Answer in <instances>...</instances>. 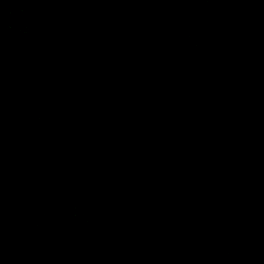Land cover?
Returning a JSON list of instances; mask_svg holds the SVG:
<instances>
[{
	"label": "trees",
	"instance_id": "trees-1",
	"mask_svg": "<svg viewBox=\"0 0 264 264\" xmlns=\"http://www.w3.org/2000/svg\"><path fill=\"white\" fill-rule=\"evenodd\" d=\"M201 9L211 11L208 0H0V43L16 78L8 79L12 93L3 97L11 119H0V264H133L135 235L144 236L146 227L128 208L132 200L131 208L153 213V230L170 234L157 227L154 206L165 201L176 209L177 203L154 199L155 189L140 184L132 172L127 179L121 174L119 149L138 140L132 131L133 90L148 74L162 85L169 77H186L195 83L180 97L193 92L199 107H233L245 100L249 81L260 79L239 65L246 61L242 51L247 59L264 52L263 27L248 49L240 47L243 43L224 47L229 39L212 41L199 59L203 65L191 68L182 48L186 38L181 33L183 44L172 43L174 48L168 38L171 29L179 33L175 26L184 14ZM166 50L165 64L151 58ZM2 87L0 82V92ZM36 93L35 106L28 94ZM163 95L173 101L171 94ZM98 112L125 114V119L87 148V137L75 135L94 123ZM107 157L116 164L97 174ZM34 207L38 217L66 207L62 217L75 208L85 213L83 220L70 216L74 222L59 225L50 242L58 249L48 260L39 254V260L28 258L34 257L30 247L8 230L20 211Z\"/></svg>",
	"mask_w": 264,
	"mask_h": 264
},
{
	"label": "rangeland",
	"instance_id": "rangeland-1",
	"mask_svg": "<svg viewBox=\"0 0 264 264\" xmlns=\"http://www.w3.org/2000/svg\"><path fill=\"white\" fill-rule=\"evenodd\" d=\"M208 5L211 7L210 12L201 9L198 12L184 14L179 21V26H175L178 28L179 33L176 35V32H172L173 29H171L169 34L170 37L168 38V43L170 41L171 45L172 43L176 45L183 44L179 39V35L182 33L186 38V43L185 45L183 44L182 48L185 49L187 57L192 60L190 67L195 69L203 65V63L199 62V59L202 57V52L207 49L206 46L212 41L219 39L225 42L229 39V44L228 42L224 43V47L230 49L243 43L240 47L248 49V46L251 44V39L255 36V32L264 27V0H208ZM169 19L170 18L166 20V23ZM16 28L21 30V26H17ZM185 30L187 32H185ZM191 34L199 38L196 39ZM172 35L176 36L173 37ZM252 46H254L253 43ZM172 47L174 48L173 45ZM168 53V50L158 53L157 56L155 53H152L151 58H157L158 63L165 64L167 62ZM242 53L246 61H240L239 65H244L250 71H255L253 75L260 76L261 82L264 83V53L260 56L254 55L250 59H247L244 50ZM9 72V65L4 58L2 44L0 43V82H3V92H0V119L6 121L11 119V116L5 112L3 97L6 94L12 93L9 80L10 82L16 80L12 74L9 75ZM158 72L161 71L155 70V73ZM151 77L152 76L148 74L146 80L144 78L131 94V97L137 101L135 105L136 114L132 116V118L135 119L132 131L135 132L138 140L134 141V145L121 147L119 149L121 174L124 179L130 178L131 172L134 175H141L144 170L146 171L148 165L147 155L152 148L150 145L151 139H156V134L159 132L160 128H169V126L173 124L170 119L162 118L168 106L170 109L172 107L176 109L179 107L183 109L184 112H187L193 105V103L190 102V96L185 95V97H180V94L184 92V87H186L187 90L193 89L191 87L194 86L195 83L193 79L186 77L180 79L178 76L169 77L167 84L162 85V83L157 82L158 80H152ZM170 87L171 89L169 90ZM246 91L247 90H245V94L241 96L245 99L248 98L245 103L244 100H242L233 107L224 105L222 109L240 112L245 116L250 114V117L258 114L261 109L264 110V94L260 98L254 96V89L247 93ZM19 93L21 95L23 94V97L26 99L27 94H24V90H21ZM163 93L167 96L171 94L174 97L172 99L173 101L170 102V100L165 98ZM191 94L193 97L197 96L193 92ZM28 95L29 101H32L36 106V99L39 94L36 93L33 94V96H31V94ZM212 106L217 107L216 105ZM26 111L28 115H31L34 111L33 106H27ZM96 115L97 117L94 123H90L86 128L75 135L79 139H81V134L87 137V140H85L87 148L101 142L108 132L116 131L120 126L117 120L123 121L125 119V114L118 115V118L100 112ZM254 124L257 126L258 122H254ZM40 130H42V128ZM86 141H89V143ZM154 149L156 152V148ZM115 164V158L107 157L97 167L96 173H102L103 166H107L109 169ZM75 199L80 200L81 198L76 195ZM132 205H136V202L133 200L129 203L128 208L137 213L138 223L146 227L144 230L146 234L144 236L140 234L135 235L136 237L134 238L133 244L135 256L130 260L133 264H166L165 256L169 254V251L171 252L173 248V226L168 222L160 220L157 227L170 234L159 233L153 230V228L150 227L153 213L147 214L137 207L131 208ZM171 207L172 209L174 208L172 205ZM69 209V207L55 209L54 216L52 214L50 217L43 213L41 217H38L37 207L33 209L25 208L20 211L14 219L10 220L8 230L13 237H17L18 239L21 238L30 247L29 253L34 257L28 258L39 260V257L42 256L43 260H48L58 249L54 245L51 247L50 242H52L51 240L54 233L58 230L59 225L66 222H74L75 219H71L70 216L83 220V215H85V213L81 211V208H75L73 209L76 211L75 213H69V216L63 215L64 217H62V213L67 212ZM38 254L41 256H38Z\"/></svg>",
	"mask_w": 264,
	"mask_h": 264
},
{
	"label": "flooded vegetation",
	"instance_id": "flooded-vegetation-1",
	"mask_svg": "<svg viewBox=\"0 0 264 264\" xmlns=\"http://www.w3.org/2000/svg\"><path fill=\"white\" fill-rule=\"evenodd\" d=\"M252 89L254 96L261 98L264 83L260 79H252L246 93ZM190 97L193 105L187 112L179 107L170 109L168 106L166 117L174 120L169 128L177 126L179 117L183 114L191 115L200 124L209 126L211 131L228 132L241 143L245 154L242 165L240 164L242 173L236 176V180L231 177V183L225 187L211 186L213 191L206 188L200 190L191 185L190 180L161 185L156 173L151 174L148 169L153 164L151 158L164 149L165 131L168 127L160 128L156 139H151L152 148L147 155L146 171L141 175L132 174V177L140 184L155 189L154 199L165 198L167 202L172 199L177 203L173 210L167 207L165 201H159L160 206H154V214L158 220L173 226V248L165 256V262L264 264V240L258 249L264 234V110L261 109L258 114L250 117V114L245 116L240 112L208 104L199 107L194 103L192 94ZM254 122H258L257 126ZM254 164L257 165L252 166Z\"/></svg>",
	"mask_w": 264,
	"mask_h": 264
},
{
	"label": "water",
	"instance_id": "water-1",
	"mask_svg": "<svg viewBox=\"0 0 264 264\" xmlns=\"http://www.w3.org/2000/svg\"><path fill=\"white\" fill-rule=\"evenodd\" d=\"M208 128L183 114L177 126L166 129L164 149L151 158L153 164L148 169L156 173L161 185L190 180L200 190L213 191L211 186L225 187L242 173L245 153L241 143L226 131ZM263 240L264 234L258 249Z\"/></svg>",
	"mask_w": 264,
	"mask_h": 264
},
{
	"label": "clouds",
	"instance_id": "clouds-1",
	"mask_svg": "<svg viewBox=\"0 0 264 264\" xmlns=\"http://www.w3.org/2000/svg\"><path fill=\"white\" fill-rule=\"evenodd\" d=\"M9 69H10L9 75H10V74L13 75V73H14V71H15L14 67L11 65V66L9 67ZM8 78H9V76H8ZM145 80H146V77H145ZM164 117L167 118V117H166V113H164ZM167 119H168V118H167Z\"/></svg>",
	"mask_w": 264,
	"mask_h": 264
},
{
	"label": "bare ground",
	"instance_id": "bare-ground-1",
	"mask_svg": "<svg viewBox=\"0 0 264 264\" xmlns=\"http://www.w3.org/2000/svg\"><path fill=\"white\" fill-rule=\"evenodd\" d=\"M264 128V127H263ZM258 129V128H257ZM243 130V129H242ZM248 130V129H247ZM263 130V129H262ZM241 131V130H240ZM243 131H245V130H243ZM252 131H254V129L252 130ZM256 132V131H255ZM242 133V132H241ZM248 133V132H247ZM262 133H264V132H262ZM246 134V133H245ZM249 134V133H248ZM252 134H254V133H252ZM241 135V134H240ZM239 135V136H240ZM255 135V134H254ZM257 135V134H256ZM242 136V135H241ZM244 137H246V136H244ZM257 140H258V138H257ZM243 141V140H242ZM247 142H249V141H247ZM257 142V141H256ZM254 143V142H253ZM251 144V143H250ZM257 144H258V142H257ZM247 147H248V145H247ZM247 151V150H246ZM260 164H261V162H260ZM255 165H257V164H254V165H252V166H255ZM264 165V164H263ZM254 169V168H253Z\"/></svg>",
	"mask_w": 264,
	"mask_h": 264
}]
</instances>
